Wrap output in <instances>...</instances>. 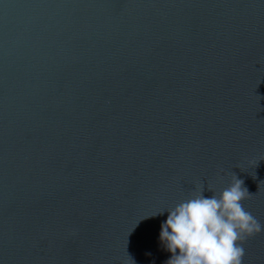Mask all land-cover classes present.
<instances>
[{
    "label": "water",
    "instance_id": "water-1",
    "mask_svg": "<svg viewBox=\"0 0 264 264\" xmlns=\"http://www.w3.org/2000/svg\"><path fill=\"white\" fill-rule=\"evenodd\" d=\"M232 173L264 226V0H0V264H166Z\"/></svg>",
    "mask_w": 264,
    "mask_h": 264
},
{
    "label": "clouds",
    "instance_id": "clouds-1",
    "mask_svg": "<svg viewBox=\"0 0 264 264\" xmlns=\"http://www.w3.org/2000/svg\"><path fill=\"white\" fill-rule=\"evenodd\" d=\"M203 192L200 187L167 210L159 234L161 245L171 253L166 264H242L243 242L264 230L243 206L250 195L244 181L232 173L231 183L218 195L212 191L206 198Z\"/></svg>",
    "mask_w": 264,
    "mask_h": 264
}]
</instances>
